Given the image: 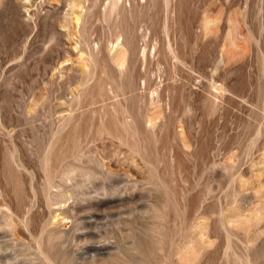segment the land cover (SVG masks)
Instances as JSON below:
<instances>
[{
  "label": "rangeland",
  "instance_id": "1",
  "mask_svg": "<svg viewBox=\"0 0 264 264\" xmlns=\"http://www.w3.org/2000/svg\"><path fill=\"white\" fill-rule=\"evenodd\" d=\"M0 264H264V0H0Z\"/></svg>",
  "mask_w": 264,
  "mask_h": 264
}]
</instances>
